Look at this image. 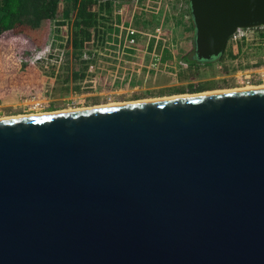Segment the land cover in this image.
I'll list each match as a JSON object with an SVG mask.
<instances>
[{
    "label": "water",
    "instance_id": "water-1",
    "mask_svg": "<svg viewBox=\"0 0 264 264\" xmlns=\"http://www.w3.org/2000/svg\"><path fill=\"white\" fill-rule=\"evenodd\" d=\"M215 62L264 0H188ZM0 264H264V88L0 119Z\"/></svg>",
    "mask_w": 264,
    "mask_h": 264
},
{
    "label": "rangeland",
    "instance_id": "rangeland-1",
    "mask_svg": "<svg viewBox=\"0 0 264 264\" xmlns=\"http://www.w3.org/2000/svg\"><path fill=\"white\" fill-rule=\"evenodd\" d=\"M114 1L113 30L86 47L89 63L73 57L68 25L53 23L38 44L27 32L0 36V118L200 94L190 88L205 82L215 84L205 92L264 85L263 69L253 71L264 67L255 31H248L249 41L233 39L235 57L186 78L184 56L194 50L188 0ZM131 30L135 43L128 40Z\"/></svg>",
    "mask_w": 264,
    "mask_h": 264
},
{
    "label": "trees",
    "instance_id": "trees-1",
    "mask_svg": "<svg viewBox=\"0 0 264 264\" xmlns=\"http://www.w3.org/2000/svg\"><path fill=\"white\" fill-rule=\"evenodd\" d=\"M114 5V0H0V36L7 32L15 34L27 32L35 35L33 37L38 44L41 33L48 32L53 23L61 27L68 25L71 29L73 57L81 64L89 63V60L84 59L86 47L92 41L104 42L108 31L113 30V26H110L108 21L113 14ZM188 13L190 15L189 9ZM190 20L194 28L191 16ZM33 30L35 32H32ZM253 30L259 36L260 44L264 45V27ZM232 41L231 37L225 51L215 62L191 60L186 78L200 77L202 68L213 67L215 63L223 61L226 55L235 57L230 46ZM239 41L245 40H238L237 45ZM78 75L82 76L81 72ZM214 85V82H205L198 86H191L190 89L201 93ZM185 89L187 88H175L173 91Z\"/></svg>",
    "mask_w": 264,
    "mask_h": 264
},
{
    "label": "built area",
    "instance_id": "built-area-1",
    "mask_svg": "<svg viewBox=\"0 0 264 264\" xmlns=\"http://www.w3.org/2000/svg\"><path fill=\"white\" fill-rule=\"evenodd\" d=\"M260 28H262V27H260ZM254 29V28H253ZM253 29H244V28H240V29H238L237 30V32L232 36V39H234L236 42L238 41V40H246V41H249V37H248V31H252V32H254V30ZM130 36L129 37H131L130 38V40H129V42H131V43H135L136 42V39H135V32H134V30H131L130 32ZM263 69V70H262ZM259 70H262V71H264V67L263 66H261V67H258V68H256L255 70H253V71H259Z\"/></svg>",
    "mask_w": 264,
    "mask_h": 264
},
{
    "label": "bare ground",
    "instance_id": "bare-ground-1",
    "mask_svg": "<svg viewBox=\"0 0 264 264\" xmlns=\"http://www.w3.org/2000/svg\"><path fill=\"white\" fill-rule=\"evenodd\" d=\"M254 88H264V85H260V86H248V87H245V88H240V89H233V90H227V91H236V90H248V89H254ZM226 90L222 91V90H217V91H207V92H203V93H200V94H212V93H221V92H227ZM190 95V94H189ZM193 95V94H192ZM183 96H188V95H183ZM173 97H179V96H173ZM166 98H171V97H166ZM160 99H164V98H160ZM157 100V99H155ZM159 100V99H158ZM150 101V100H148ZM137 102V101H136ZM139 102H144V101H139ZM123 104V103H121ZM112 105H117V104H109V105H106V106H112ZM92 108V107H91ZM74 110H81V109H74ZM67 111H72V110H65V111H56V112H67ZM47 113V112H46ZM41 114H45V113H42ZM35 115H38V114H35ZM23 116H29V115H23ZM14 117H20V116H13V117H7V118H14ZM2 119V118H0ZM4 119V118H3Z\"/></svg>",
    "mask_w": 264,
    "mask_h": 264
},
{
    "label": "flooded vegetation",
    "instance_id": "flooded-vegetation-1",
    "mask_svg": "<svg viewBox=\"0 0 264 264\" xmlns=\"http://www.w3.org/2000/svg\"><path fill=\"white\" fill-rule=\"evenodd\" d=\"M194 38V37H193ZM193 40V42H194V39H192ZM193 53V52H192ZM191 52H189L188 54H186L184 57H185V59L183 60L184 62H185V64L189 67L190 66V62H192V61H197V62H202V61H199L198 60V58L197 57H193V58H190V56H189V54H192ZM188 59H187V58ZM192 60V61H191Z\"/></svg>",
    "mask_w": 264,
    "mask_h": 264
}]
</instances>
